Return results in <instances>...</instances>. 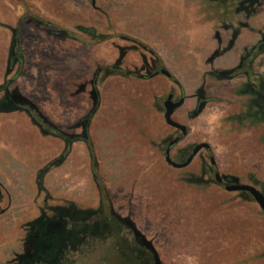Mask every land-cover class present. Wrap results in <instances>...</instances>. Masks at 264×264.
I'll use <instances>...</instances> for the list:
<instances>
[{
    "label": "rangeland",
    "instance_id": "1",
    "mask_svg": "<svg viewBox=\"0 0 264 264\" xmlns=\"http://www.w3.org/2000/svg\"><path fill=\"white\" fill-rule=\"evenodd\" d=\"M61 29L78 40L47 32ZM263 29L264 0H0V86L10 82L8 92L0 91V103L12 94L25 99L21 109L0 108V264H16L31 248L27 222L38 209L90 211L98 203L131 216L158 264H224L251 250L261 264L264 216L216 186L188 184L189 174L175 177L157 147L166 126L156 105L172 83L164 76L137 75L146 74L144 61L158 60L178 82L175 91L185 95L175 117L191 131L186 140L194 135L209 142L224 170H238L244 153L248 171L249 152H258L252 150L254 137L225 117L231 100L224 94L232 83L210 74L233 65L239 44L249 46ZM14 31L23 62L7 72ZM234 32L242 40L234 42ZM116 64L120 72L108 75L106 69ZM203 88L208 101L192 118L194 95ZM95 99L88 126L94 162L83 141L66 148L27 112L33 105L80 138ZM257 155L264 175V154ZM60 240L55 239L58 247ZM114 247L101 241L92 251L87 245L69 250L83 256L75 264H105ZM122 249L140 264L132 247Z\"/></svg>",
    "mask_w": 264,
    "mask_h": 264
},
{
    "label": "flooded vegetation",
    "instance_id": "2",
    "mask_svg": "<svg viewBox=\"0 0 264 264\" xmlns=\"http://www.w3.org/2000/svg\"><path fill=\"white\" fill-rule=\"evenodd\" d=\"M242 11L243 9H239L237 13H242ZM240 22L242 21L240 20ZM255 33L253 43H250L249 46L240 43L239 49H235L236 59L233 65H229L217 73L212 72L210 76L222 82L232 83L230 86L232 91L227 90L224 94L226 100H231L224 105L225 117L237 121L240 131L253 136L252 150L255 149L256 152L264 154V29L261 34ZM232 37L234 42L240 37L242 40V35L239 32H234ZM143 63L146 74L137 75L138 79L150 80L164 76L172 83V86L161 94L156 105L163 120L168 96H171L173 103L183 100L182 104L174 109L170 118L173 122L185 127L184 133L180 129L168 125L164 120L166 128L158 137L157 147L165 165L174 171L175 177L177 174L192 176V179H187L188 184L199 187L216 186L225 194H233L232 199L249 203L252 206L250 210L254 212V215L257 216V212H260L264 216V210L260 209L248 190H229L233 187L247 185L253 187L264 197V175H261L259 170L258 152L255 155L252 151L249 152L248 157L252 164L248 171L242 165L244 153L243 156H240L241 165L238 170L233 172L220 168L215 161L209 142L194 135L189 141L186 140L191 131L175 117L185 101L183 91L179 89L178 92L175 91V88H178V82L172 78L169 72V77L161 73L165 68L160 66L158 60H152L150 65L147 64V61ZM101 70V68L97 69L95 76L99 75ZM117 72H120V67L117 64L106 69L108 75ZM126 75H131V73L127 72ZM95 76L94 84L96 83ZM203 87L206 88V84ZM204 94V88L196 91L194 95L195 109L190 111V117H197L206 105L208 97H205ZM5 100L6 106L11 109H21L25 103V100L15 95L6 96ZM81 130L83 133V129ZM74 136L76 135H72V137ZM202 143L208 146L198 150L188 165L179 167L193 154L194 148ZM166 154L172 164L166 161ZM84 210L80 208L58 209L47 205L38 209L36 215L27 222L25 239L31 244V248L25 255L15 258L16 264H75L76 261L83 259V256L71 255L69 248L73 251V249L76 250L78 247L87 245L90 248L89 251H92L96 242L101 241L107 243L109 247H119V249L114 247L112 255L104 257L105 264H136L128 257L127 252H124L122 249L124 246L134 249L138 254L136 256L140 264H158L154 253L136 233L129 214L123 210H115L111 204L109 207H105L101 203H98L90 211ZM67 224L72 227L67 228ZM58 227H60V231L57 230ZM58 237L61 239L60 247L55 243V239ZM72 241L74 243L69 244ZM54 243L56 244L55 250H52L51 245ZM255 254V251L251 250L249 254L232 261H226L224 264H257ZM261 264H264V256Z\"/></svg>",
    "mask_w": 264,
    "mask_h": 264
},
{
    "label": "trees",
    "instance_id": "3",
    "mask_svg": "<svg viewBox=\"0 0 264 264\" xmlns=\"http://www.w3.org/2000/svg\"><path fill=\"white\" fill-rule=\"evenodd\" d=\"M34 19H35V21L39 22V24H43L47 27L48 26L53 27V25L50 23H47V22L42 23L41 21H38V19L37 20H36V18H34ZM47 32H48V34L55 36V37L68 38L71 40H78V38L75 35H73L72 33L68 32L66 30H63V29L58 30V31L48 30ZM10 46H11L10 47V53H9L8 58L6 60L7 72H11L13 69V66H15V64H17L20 67L22 62H23V57H22L21 50H20L19 37H18L16 31H14L12 33ZM9 84H10V82L7 81L3 85H1L0 91L8 92ZM96 103L97 102H95L93 109L89 111L87 116L82 121L83 122V127H82L83 133H82V136H80V138L78 137L79 139L76 137H70L63 130H61L60 128L53 125L51 122L48 121V119L35 106L31 105L30 108L27 110V112H28L30 119L35 123V125L42 132H44V133L47 132L48 135L59 138L60 140H62L64 142L66 148H68L70 146V144L75 142V141H80V140L83 141L87 147L88 152H89V157L94 162L93 148H92V144L90 142V139L88 137V126H89V123H90L92 116H94V114L97 110V104ZM6 105H7L6 100H3L0 103V108L4 107ZM8 108L11 109L10 107H8ZM39 176H38V178H39ZM93 178H95L97 180V175L93 174ZM96 186L98 187V182H97Z\"/></svg>",
    "mask_w": 264,
    "mask_h": 264
},
{
    "label": "water",
    "instance_id": "4",
    "mask_svg": "<svg viewBox=\"0 0 264 264\" xmlns=\"http://www.w3.org/2000/svg\"><path fill=\"white\" fill-rule=\"evenodd\" d=\"M161 73L167 77H169V73L166 69H163L161 71ZM183 100H179L178 102L176 103H173L171 101V96H168L166 102H165V113H164V120L165 122L170 125V126H173V127H176L178 129H180L181 131H183L184 133V129L185 127L180 125V124H177L175 122H173L170 118L171 114L173 113L174 109L177 108L178 106H180L182 104ZM208 145L207 144H199L197 145L194 150H193V154L186 160V162L182 165H180L179 167H184L186 165H188L193 157V155L198 151L200 150L202 147H207ZM166 161L171 163V161L169 160V157L168 155L166 154ZM172 164V163H171ZM173 166H175L173 164ZM229 190H248L252 196L254 197V200L256 201V203L258 204V206L260 207V209L264 210V197L257 191L255 190L253 187L251 186H247V185H241V186H238V187H233ZM157 262V260H156Z\"/></svg>",
    "mask_w": 264,
    "mask_h": 264
},
{
    "label": "crops",
    "instance_id": "5",
    "mask_svg": "<svg viewBox=\"0 0 264 264\" xmlns=\"http://www.w3.org/2000/svg\"><path fill=\"white\" fill-rule=\"evenodd\" d=\"M13 95V94H12ZM15 95V94H14ZM15 96H18V95H15ZM18 97H20V98H22L23 100H25L23 97H21V96H18ZM95 102H96V99H95ZM95 104V103H94ZM258 264V263H257Z\"/></svg>",
    "mask_w": 264,
    "mask_h": 264
}]
</instances>
